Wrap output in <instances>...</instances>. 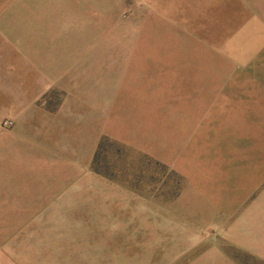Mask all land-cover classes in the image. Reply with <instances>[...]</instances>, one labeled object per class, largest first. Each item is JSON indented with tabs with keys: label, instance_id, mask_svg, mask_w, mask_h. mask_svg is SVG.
<instances>
[{
	"label": "rangeland",
	"instance_id": "1",
	"mask_svg": "<svg viewBox=\"0 0 264 264\" xmlns=\"http://www.w3.org/2000/svg\"><path fill=\"white\" fill-rule=\"evenodd\" d=\"M83 2L73 51L88 53L83 85L104 99L88 178L90 202L102 203L67 225L0 204V264H161L160 253L150 260V213L199 215L192 177L235 160L224 155L249 148L250 125L264 121V0Z\"/></svg>",
	"mask_w": 264,
	"mask_h": 264
},
{
	"label": "crops",
	"instance_id": "2",
	"mask_svg": "<svg viewBox=\"0 0 264 264\" xmlns=\"http://www.w3.org/2000/svg\"><path fill=\"white\" fill-rule=\"evenodd\" d=\"M82 3L0 0V124L9 120L13 128L10 133L0 128L4 213L29 211L34 216L28 219L66 225L98 215L90 205L102 202H90L94 188L88 178L103 133L98 109L104 99L83 85L88 53L73 51L86 27ZM249 130V148L224 155L235 160L200 166L192 177L199 215L189 212L181 223L161 213L153 222L157 214L150 213V260L155 252L163 256L161 264H264V121ZM184 194L185 188L178 199ZM77 215V221H68ZM125 220L133 234L138 232L131 217Z\"/></svg>",
	"mask_w": 264,
	"mask_h": 264
},
{
	"label": "built area",
	"instance_id": "3",
	"mask_svg": "<svg viewBox=\"0 0 264 264\" xmlns=\"http://www.w3.org/2000/svg\"><path fill=\"white\" fill-rule=\"evenodd\" d=\"M1 125L4 127V128H10L11 127V122L9 120H3Z\"/></svg>",
	"mask_w": 264,
	"mask_h": 264
}]
</instances>
